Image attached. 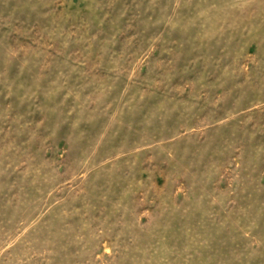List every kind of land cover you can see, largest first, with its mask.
I'll list each match as a JSON object with an SVG mask.
<instances>
[{
    "label": "rangeland",
    "instance_id": "374dc122",
    "mask_svg": "<svg viewBox=\"0 0 264 264\" xmlns=\"http://www.w3.org/2000/svg\"><path fill=\"white\" fill-rule=\"evenodd\" d=\"M0 264H264V0H0Z\"/></svg>",
    "mask_w": 264,
    "mask_h": 264
}]
</instances>
